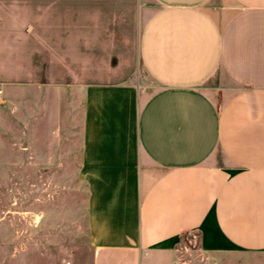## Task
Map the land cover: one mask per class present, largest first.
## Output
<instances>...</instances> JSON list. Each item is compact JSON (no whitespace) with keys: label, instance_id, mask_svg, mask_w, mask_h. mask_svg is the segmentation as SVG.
<instances>
[{"label":"crops","instance_id":"obj_1","mask_svg":"<svg viewBox=\"0 0 264 264\" xmlns=\"http://www.w3.org/2000/svg\"><path fill=\"white\" fill-rule=\"evenodd\" d=\"M88 1L121 23L73 36L125 55L83 85L93 264H167L192 232L264 253V0Z\"/></svg>","mask_w":264,"mask_h":264},{"label":"rangeland","instance_id":"obj_2","mask_svg":"<svg viewBox=\"0 0 264 264\" xmlns=\"http://www.w3.org/2000/svg\"><path fill=\"white\" fill-rule=\"evenodd\" d=\"M82 1L0 0V264L94 263L79 174L83 85L116 78L125 55L105 42L113 29L97 44L73 36V23H121ZM213 236L218 249L185 234L167 264H264V253Z\"/></svg>","mask_w":264,"mask_h":264}]
</instances>
